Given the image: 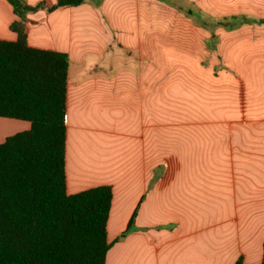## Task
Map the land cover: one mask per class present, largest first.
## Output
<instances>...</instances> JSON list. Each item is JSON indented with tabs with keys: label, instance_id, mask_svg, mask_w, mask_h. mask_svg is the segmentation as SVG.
Listing matches in <instances>:
<instances>
[{
	"label": "crops",
	"instance_id": "1",
	"mask_svg": "<svg viewBox=\"0 0 264 264\" xmlns=\"http://www.w3.org/2000/svg\"><path fill=\"white\" fill-rule=\"evenodd\" d=\"M26 1L28 43L69 55L67 190L113 189L107 264H259L264 0ZM18 19L0 0V38Z\"/></svg>",
	"mask_w": 264,
	"mask_h": 264
},
{
	"label": "trees",
	"instance_id": "2",
	"mask_svg": "<svg viewBox=\"0 0 264 264\" xmlns=\"http://www.w3.org/2000/svg\"><path fill=\"white\" fill-rule=\"evenodd\" d=\"M8 1L18 37L0 38V116L31 125L0 142V264H107L112 186L67 190L69 55L28 43L26 13L44 1ZM84 1L56 0L48 9Z\"/></svg>",
	"mask_w": 264,
	"mask_h": 264
},
{
	"label": "rangeland",
	"instance_id": "3",
	"mask_svg": "<svg viewBox=\"0 0 264 264\" xmlns=\"http://www.w3.org/2000/svg\"><path fill=\"white\" fill-rule=\"evenodd\" d=\"M228 81H229V79L228 78H221V84H222V86L223 87H225L227 90V92H228ZM225 91V89L223 88V92ZM226 93H223V98H222V104H221V108H222V111L223 112H229V99L226 97ZM217 105H218V103H217Z\"/></svg>",
	"mask_w": 264,
	"mask_h": 264
}]
</instances>
